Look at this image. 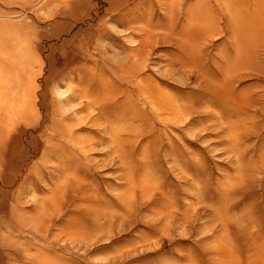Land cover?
<instances>
[{"label":"rangeland","instance_id":"obj_1","mask_svg":"<svg viewBox=\"0 0 264 264\" xmlns=\"http://www.w3.org/2000/svg\"><path fill=\"white\" fill-rule=\"evenodd\" d=\"M189 4L0 0V264H264V9Z\"/></svg>","mask_w":264,"mask_h":264},{"label":"crops","instance_id":"obj_2","mask_svg":"<svg viewBox=\"0 0 264 264\" xmlns=\"http://www.w3.org/2000/svg\"><path fill=\"white\" fill-rule=\"evenodd\" d=\"M211 2L217 4L218 10L221 11L220 16H230L235 20H240L239 24L243 26L248 25L249 22H252V20L249 19L250 14L248 11L253 9L254 5L255 10L261 15L264 9V0H190L189 7L191 8V17L186 21L190 24L191 29L189 30L191 35H195L193 41L207 40L210 38L212 33H218L221 30L220 21H216V15L212 10ZM199 9H204L203 11H207V18L210 20L208 24L202 23L200 18L197 17V15L202 17L200 14L201 12L199 13L197 11ZM259 24L262 26L264 24V20H261ZM210 27H214L215 30H210ZM206 31L208 32V35L205 36L204 32Z\"/></svg>","mask_w":264,"mask_h":264},{"label":"bare ground","instance_id":"obj_3","mask_svg":"<svg viewBox=\"0 0 264 264\" xmlns=\"http://www.w3.org/2000/svg\"><path fill=\"white\" fill-rule=\"evenodd\" d=\"M77 88H78V87H77ZM114 93H115V91L112 90V94H114ZM76 98H77V97H76ZM79 98H81V97H79ZM82 100H84V99H82ZM85 100H86V99H85ZM81 106H82V105H81ZM89 111L92 112L91 110H89ZM88 113H89V112H88ZM99 118H101V117H99ZM99 118H95V117H94V118H92V119L95 120L94 122L96 123V121L99 120ZM92 119H91V120H92ZM83 120H84V121H87V120H85V119H83ZM91 120H90V121H91ZM100 130H101V129H100ZM54 195H55V194H54ZM33 213H35V212H33Z\"/></svg>","mask_w":264,"mask_h":264}]
</instances>
